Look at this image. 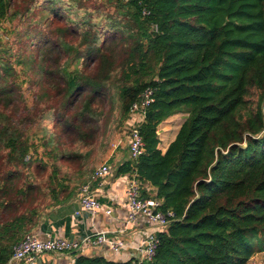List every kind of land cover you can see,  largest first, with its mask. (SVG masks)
Segmentation results:
<instances>
[{
	"label": "trees",
	"instance_id": "obj_1",
	"mask_svg": "<svg viewBox=\"0 0 264 264\" xmlns=\"http://www.w3.org/2000/svg\"><path fill=\"white\" fill-rule=\"evenodd\" d=\"M26 84L43 91L35 117L10 106ZM149 88L146 151L117 173H136L143 198L176 214L152 264L264 253V0H0V264L90 182L104 126L117 111L124 125ZM179 113L188 117L163 153L157 130Z\"/></svg>",
	"mask_w": 264,
	"mask_h": 264
},
{
	"label": "crops",
	"instance_id": "obj_2",
	"mask_svg": "<svg viewBox=\"0 0 264 264\" xmlns=\"http://www.w3.org/2000/svg\"><path fill=\"white\" fill-rule=\"evenodd\" d=\"M177 115L170 117L159 126L161 131L159 149L163 153L167 151L180 131L181 127L176 128L169 125L178 119L175 118ZM164 125H166V130H171L165 133ZM130 160L127 140L126 146L113 149L107 160L100 163V165L108 163L111 167V173L105 179L91 183L90 191L102 205L101 210L96 215L88 214L82 209L80 201L82 194L78 192L68 201L46 209L39 224L32 231L41 239L62 235L77 240L97 232L108 231L111 232L112 236L123 239L127 247L118 253L114 252L107 244L93 246L78 253H46L40 256L35 264H75L80 256L103 257L117 263H127L142 257L143 254L138 249L146 235L159 234L164 230L156 224L146 222L143 218L135 223H128L126 187L129 174H118L117 169L122 163ZM146 188L151 194H155L153 187L148 185ZM108 210H111L110 214L107 213Z\"/></svg>",
	"mask_w": 264,
	"mask_h": 264
},
{
	"label": "built area",
	"instance_id": "obj_3",
	"mask_svg": "<svg viewBox=\"0 0 264 264\" xmlns=\"http://www.w3.org/2000/svg\"><path fill=\"white\" fill-rule=\"evenodd\" d=\"M150 14L151 12L148 9H143L142 15L144 17ZM153 32H159L157 24L153 25ZM154 96L155 90L153 88L147 89L140 96V99L133 104L129 119L124 124L128 133L130 158L133 162H137L146 151L145 141L141 135L140 128L145 121L147 108L155 101ZM157 131L161 141V131L159 128ZM110 173L111 167L109 164L103 163L95 169L90 182L79 188V192L82 194L80 198L82 209L88 214L96 215L102 208L99 199L90 191L91 183L105 179ZM126 188L128 223H135L140 218H143L146 222L156 224L165 231L177 219L175 212L171 210L162 212L160 210L162 206L161 201L143 198L142 182L138 179L136 173L128 175ZM107 213L110 214L111 210H108ZM110 233L108 231L97 232L81 240L70 239L62 235L55 237L48 236L41 239L35 234L30 233L14 246L9 264H35L38 258L46 253H78L101 244L109 245L116 253L123 251L127 247L126 242L117 236H112ZM161 233L146 235L138 249L143 255L140 259L134 260L133 264H152L160 245Z\"/></svg>",
	"mask_w": 264,
	"mask_h": 264
},
{
	"label": "rangeland",
	"instance_id": "obj_4",
	"mask_svg": "<svg viewBox=\"0 0 264 264\" xmlns=\"http://www.w3.org/2000/svg\"><path fill=\"white\" fill-rule=\"evenodd\" d=\"M5 27V26H4ZM9 27V25H7ZM6 28V27H5ZM23 30V28H21ZM10 42L8 37L6 38ZM18 47V46H17ZM13 52H16V47H14ZM17 56H14L12 58L15 61ZM16 63V62H15ZM18 69H20L18 67ZM25 91H19V93L22 95V99H17L14 101L10 106L11 107H17L19 111H24V109L27 107L26 113L29 114L31 117H35L33 113L34 109V104H35V99L38 93L42 94L43 91L41 88H33L29 90V85H25ZM45 107L48 106H43L41 105V110H45ZM110 117V116H109ZM188 117L187 113H180L175 118H178L177 120L174 121V123H169L170 126H175L176 128H180L182 124L186 121ZM112 118V117H111ZM109 120V127L104 126L103 133L101 134L100 137V142H105V145L101 151L98 153V162L96 164V168L102 163L103 161L107 160V157L110 156L111 152L113 149H117L119 147L126 146L127 140H128V133L124 125H120L118 123L120 119V111H117L116 114L113 116V118ZM163 122L162 124H164ZM51 127L54 129V134L57 136V120L54 119L53 122L51 123ZM171 130V129H170ZM166 125H164V132L166 133ZM175 133V130H174ZM64 143L63 147L65 148V145H67V137L63 138ZM69 145L72 146V144L69 142ZM6 152L1 153L0 155V175L1 177L4 176L5 174V163H6ZM248 264H264V253H260L259 255H255Z\"/></svg>",
	"mask_w": 264,
	"mask_h": 264
}]
</instances>
